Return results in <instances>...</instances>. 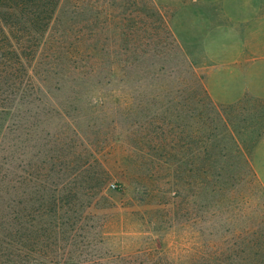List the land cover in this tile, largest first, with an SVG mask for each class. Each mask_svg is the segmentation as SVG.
Listing matches in <instances>:
<instances>
[{
    "label": "rangeland",
    "instance_id": "374dc122",
    "mask_svg": "<svg viewBox=\"0 0 264 264\" xmlns=\"http://www.w3.org/2000/svg\"><path fill=\"white\" fill-rule=\"evenodd\" d=\"M133 20L148 26L140 74L105 79L98 59L96 77L68 80L45 47L29 66L37 87L0 119L14 264H202L213 232H264V0H62L45 39L79 29L106 54ZM210 102L238 106L246 142L248 163L223 160V178Z\"/></svg>",
    "mask_w": 264,
    "mask_h": 264
},
{
    "label": "trees",
    "instance_id": "16d2710c",
    "mask_svg": "<svg viewBox=\"0 0 264 264\" xmlns=\"http://www.w3.org/2000/svg\"><path fill=\"white\" fill-rule=\"evenodd\" d=\"M61 1L0 0V119L11 115L10 112L15 111V103L25 102L24 99L30 96L28 93L37 87V79L30 71L29 66L30 62L35 59L37 54L44 51L45 47H47L45 52L51 53L48 54L49 58H52L57 50L60 54L57 63L53 64V67L51 66L52 69L57 67L62 69L65 60L70 63L68 80H91L98 74L94 67L99 66V60L102 63L105 59L110 61L107 71H101L105 75V79L110 78V80L125 83L128 71L132 66L140 74L143 61L140 47L144 44L142 33L148 29V26L138 20L123 23L125 36L121 47L118 45L121 44V41L114 39L117 42L109 43V51L106 54L99 51L100 43H98L96 35L94 37L89 35V38H85L83 35L86 34L79 29L64 30L63 34L55 37L48 46L45 36L57 16ZM75 8L79 9V5H76ZM95 8L97 13L101 11L98 7ZM106 24L110 26L107 18L102 21L104 27H107ZM96 29L99 30L97 27ZM151 29L152 32H155L153 40L157 41L160 28L152 26ZM166 30L168 37L172 42H175L171 31L168 28ZM96 44L99 45L96 46ZM96 51L97 53H95ZM87 59L86 65H93L90 71L84 65ZM43 82L44 80H41V83ZM210 106L213 123L218 124L213 128L210 138L212 141L211 169L213 170L211 172H213L212 177L223 178L225 168L220 165V163L223 164V160L233 157L238 162L248 163L244 149L246 142L238 132L239 121L236 111L238 106L223 107L213 102H210ZM230 115L234 117L231 118ZM0 126V131H2V123ZM216 186L217 191L223 193V183L217 181ZM219 203L222 204V202ZM213 218L219 219L218 217ZM262 222L264 223V220ZM6 225L8 228H12L9 223L0 221V232L8 231L6 238L10 240L9 236L12 235V231ZM233 240L240 243L247 242L246 244L241 243L239 246L230 245V241ZM260 241L264 242V232L219 233L215 231L211 239L213 245L203 257L202 264H264V244H259ZM12 247L11 242L0 240V264H14V259L11 258ZM1 260L4 262L1 263Z\"/></svg>",
    "mask_w": 264,
    "mask_h": 264
}]
</instances>
